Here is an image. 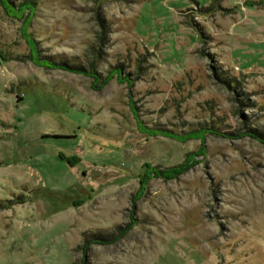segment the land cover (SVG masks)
<instances>
[{
	"label": "rangeland",
	"instance_id": "obj_1",
	"mask_svg": "<svg viewBox=\"0 0 264 264\" xmlns=\"http://www.w3.org/2000/svg\"><path fill=\"white\" fill-rule=\"evenodd\" d=\"M37 3L0 0V264H264V0Z\"/></svg>",
	"mask_w": 264,
	"mask_h": 264
},
{
	"label": "trees",
	"instance_id": "obj_2",
	"mask_svg": "<svg viewBox=\"0 0 264 264\" xmlns=\"http://www.w3.org/2000/svg\"><path fill=\"white\" fill-rule=\"evenodd\" d=\"M2 3L4 5L6 14L15 19H22L24 15H27V17L31 18L36 8V5L38 4L37 0H21L20 2H18V4H13L11 0H2ZM28 23L29 22H27V24ZM38 63H40V61ZM41 63L42 64L40 65H48L49 67H58V68L66 69L70 71H82L83 69L79 66L68 64L67 62H64V61L55 62V61H49L47 59H43ZM115 73L117 72L112 71L111 74L106 76L105 81L108 79H111ZM119 75H120V72H119ZM139 122H140L139 127H138L139 130H141L143 133L149 136L161 135V136L169 137L170 139H175L178 141H186L188 139H201L200 137H202L201 134L199 133L200 132L199 130L187 131V132H183V134H178L172 130L165 129V128H159V127L147 128L144 125H141V121ZM257 139H260L262 143H264V138H257ZM198 153L200 152H197V151L187 152L184 155V158L181 162L175 165H171V166L160 167L159 165H151L149 163H145L143 165L142 176L140 179V191L144 189L145 185H147L149 179L152 177L161 178V179H172V178H176L179 175L185 173L187 170H189L192 167L193 161H194L193 156L198 155ZM82 202H83V199H76L73 201V203L76 205ZM95 238H91L87 240L85 239L84 246L86 247L88 243L90 242L91 243H103L102 241H106L104 243H109L113 239V237L111 238L110 237H106V238L100 237V238H97V240L100 241L99 242V241H94L93 239Z\"/></svg>",
	"mask_w": 264,
	"mask_h": 264
}]
</instances>
